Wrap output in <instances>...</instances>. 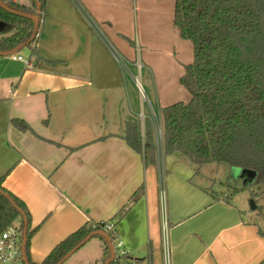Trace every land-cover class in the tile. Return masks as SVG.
I'll list each match as a JSON object with an SVG mask.
<instances>
[{
	"label": "crops",
	"instance_id": "obj_1",
	"mask_svg": "<svg viewBox=\"0 0 264 264\" xmlns=\"http://www.w3.org/2000/svg\"><path fill=\"white\" fill-rule=\"evenodd\" d=\"M173 4L47 0L32 49L15 54L33 67L0 56V181L38 228L34 263L82 227L112 223L126 264H264L262 227L244 206L215 202L180 154L165 156L157 143V162L147 165L125 141L127 123L141 124L144 142L145 120L155 130L156 116L161 127V110L178 103L160 62L176 54ZM99 236L69 260L82 253L103 264Z\"/></svg>",
	"mask_w": 264,
	"mask_h": 264
},
{
	"label": "trees",
	"instance_id": "obj_2",
	"mask_svg": "<svg viewBox=\"0 0 264 264\" xmlns=\"http://www.w3.org/2000/svg\"><path fill=\"white\" fill-rule=\"evenodd\" d=\"M2 1L12 10L38 18L39 29L35 40L28 44L34 22L0 7L3 29L6 26L14 30L11 36L0 38V53L32 49L42 32L47 0H28L30 7ZM175 26L194 48V62L186 67L181 78L191 100L160 112L164 155L178 153L198 167L227 164L232 169L256 173L254 181L241 190L235 189L234 194L264 185V0H176ZM14 124L23 131L29 130L23 121L16 120ZM125 134L126 143L144 156L147 165L157 162L158 147L150 119L145 120L144 142L138 122L127 123ZM0 191L8 194L17 206L0 194V235L16 223L24 235L20 209L28 220L26 256L28 262L34 264L30 258V243L38 228L31 230L25 204L6 191L2 181ZM231 195L211 189L215 202L231 204ZM137 197L138 194L131 199V204ZM128 210V206L122 209L117 220ZM104 226L82 227L57 245L42 264H59L83 240L102 231ZM259 234L264 237V228L259 229ZM106 246L103 264L111 258L107 242ZM120 260L115 259L110 264H121Z\"/></svg>",
	"mask_w": 264,
	"mask_h": 264
},
{
	"label": "rangeland",
	"instance_id": "obj_3",
	"mask_svg": "<svg viewBox=\"0 0 264 264\" xmlns=\"http://www.w3.org/2000/svg\"><path fill=\"white\" fill-rule=\"evenodd\" d=\"M175 6H176L175 4L172 5V12L174 17H175ZM2 25L4 24L0 22V29H1L0 36H2L1 38L9 37L11 36L10 34L14 33V30H11L12 28L6 29V26H4L5 28L3 29ZM175 44H176L175 58L171 59L168 58L166 55H162L160 62L164 66L163 73L168 74L169 72H171L172 80L168 82V84L171 85L170 95H172V97H176L178 103L187 104L190 100V95L181 84V78L185 75L186 67L191 63H193V59H194L193 44L190 41L183 39L179 34H177V38L173 43V45ZM145 74H147V71H145ZM144 89L146 93L151 97L150 91L145 87ZM154 106L156 111L158 112L159 109L157 108L155 103ZM152 120L153 121L155 120L153 116H152ZM154 128H155L154 131L156 133L155 123H154ZM161 128L163 132L162 118H161ZM160 150L162 152L161 147ZM185 161L189 165V167L195 169V171L197 172V175H194L192 177L196 184H199L204 188L215 190L217 193L220 194H226V195L233 194V196L231 195L232 202H234L238 206L241 205L244 206L242 207V210L246 212V214L249 217L248 219L255 220L262 228H264V185L260 187L258 186L253 187L252 189L240 191L237 194H234L232 192L235 189L241 190L245 186L244 181L237 180L233 176V174L235 173V169L230 168V166H228L227 164H216V163L198 167L193 165L187 159H185ZM164 163L162 169L164 170L163 172L165 173L166 160ZM251 201L255 202V205L257 206L256 210H252ZM15 225H18V223H16ZM86 259L87 257L84 254L80 253L78 254L77 258L68 260L66 261L65 264H87ZM120 261L121 264H126L123 259H121ZM32 263L34 262L32 261ZM90 264H96V263L92 260Z\"/></svg>",
	"mask_w": 264,
	"mask_h": 264
},
{
	"label": "built area",
	"instance_id": "obj_4",
	"mask_svg": "<svg viewBox=\"0 0 264 264\" xmlns=\"http://www.w3.org/2000/svg\"><path fill=\"white\" fill-rule=\"evenodd\" d=\"M8 2H14V0H7ZM13 60L23 61L26 64L27 68H32L33 65L25 60L21 55L11 56ZM155 127H156V137L157 143L159 146H162L163 132L160 127V123L154 116ZM102 231L105 233H111L113 236L116 234L115 226L110 224H105L102 228ZM112 247L115 254V259H121L126 256L127 253L122 250V242L119 241L116 237L111 238ZM23 233L21 232L18 225H13L5 230L0 235V264H26L25 255L23 251Z\"/></svg>",
	"mask_w": 264,
	"mask_h": 264
},
{
	"label": "water",
	"instance_id": "obj_5",
	"mask_svg": "<svg viewBox=\"0 0 264 264\" xmlns=\"http://www.w3.org/2000/svg\"><path fill=\"white\" fill-rule=\"evenodd\" d=\"M0 7H2V9H4L5 11L14 14V15H18L27 19H30L34 22L35 28H34V32L31 38V41L28 43L30 44L31 42H33L37 36L38 33V29H39V20L36 17H33L31 15L28 14H24L21 12H17L15 10L10 9L2 0H0ZM26 46L22 47L25 48ZM20 50L17 49L16 51L12 52V53H0V56L2 57H9V56H13L15 55L18 51ZM235 169V168H234ZM233 176L236 179H241L242 181L245 182V185H248L250 182L254 181L255 177H256V173L252 172V171H242L240 169H235V173L233 174ZM0 194H4L2 191H0ZM4 196L10 200V202L15 206L14 201L11 199V197L8 194H4ZM251 205H252V210H256L257 206L255 205L254 201H251ZM17 208V206H15ZM19 211L21 212L23 218H24V226H25V230H24V235H23V240H24V244H23V251H24V255H25V262L26 264H30L28 262L27 256H26V244H27V230H28V220L27 217L25 216V214L19 209ZM94 235H101L102 237L105 238L110 250H111V258L106 262V264H110L111 262H113L115 260V254L113 251V247H112V240L109 237V235L105 232H96L91 234L90 236H88L85 240H83L77 247H75L59 264H65L66 261H68L75 253H77L82 247H84L92 238Z\"/></svg>",
	"mask_w": 264,
	"mask_h": 264
}]
</instances>
